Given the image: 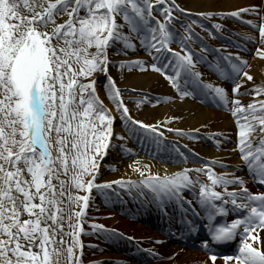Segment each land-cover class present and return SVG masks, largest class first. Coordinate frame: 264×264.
I'll return each instance as SVG.
<instances>
[{"label": "snow or ice", "instance_id": "obj_1", "mask_svg": "<svg viewBox=\"0 0 264 264\" xmlns=\"http://www.w3.org/2000/svg\"><path fill=\"white\" fill-rule=\"evenodd\" d=\"M256 8L253 5L229 14L260 15ZM174 10L188 11L176 0H0V264H83L80 236L92 190L103 192L113 184L129 191L138 189L161 208L175 202L185 214L191 210L199 215L192 200L183 195L190 191L209 221L217 214L236 213L229 223L209 227L211 241L229 242L239 235L237 251L224 260L264 264V250L253 243L260 241L264 229V191H250L246 180L234 172L217 173L203 163L161 176L134 161L130 167L141 179L121 177L96 183L100 161L113 147L112 138L125 139L113 131V111L120 114L130 135L142 143L155 142L157 147L161 143L159 128L131 116L122 90L108 72V49L115 46L124 54L125 49H135L138 41L157 63L136 58L120 61V67H151L164 72L177 87L183 79L191 91H183L181 96H211L227 108L236 121L241 161L251 178L264 185V85L242 90L243 80L236 81L241 74L253 79L245 70L250 65L231 53L211 67L233 80V95L219 84L203 81L196 64L207 62L202 53L216 49H209L194 31L196 21L182 22L183 31L177 30L172 23ZM246 23L258 27L264 42V17L258 25L252 20ZM197 42L200 52L192 47ZM256 55L264 57V49L258 48ZM169 68L171 75L165 71ZM97 72L105 74V94L113 108L97 91ZM241 95L253 98L242 101ZM176 151L186 162L188 157ZM211 164L236 167L214 158ZM193 172L204 173L207 182L191 175ZM92 228L104 230L95 223ZM195 228L193 221H187L188 231ZM114 231L107 233L111 236ZM202 244L215 262L210 242Z\"/></svg>", "mask_w": 264, "mask_h": 264}, {"label": "bare ground", "instance_id": "obj_2", "mask_svg": "<svg viewBox=\"0 0 264 264\" xmlns=\"http://www.w3.org/2000/svg\"><path fill=\"white\" fill-rule=\"evenodd\" d=\"M176 3L180 5L182 9L188 10L187 12H180L174 10L176 17L173 20L174 26H180L182 22H190V13H196L199 15L201 12H213L223 13V15H213L210 17L213 25L220 24L222 27L217 29L220 35H210L211 29H201L200 24L197 22L192 25L193 29H197V32L203 36L204 43L207 44L209 49H213L207 42L212 41L211 38H215L218 41H214L216 44L220 42L221 48L226 51L227 54H238L239 58L247 61L250 67H246L253 79L248 80L246 77L240 75L239 79L243 80L241 84L242 90H251L253 85H264V57L256 55V51L250 50V53H243L238 49L237 45L230 43L225 36L233 37L236 41H245L246 36H252L256 44L260 49H264V42H261L259 36L258 27L255 31H250L248 26H244L243 20L256 21L253 19V12H241L239 16H232L231 13L234 10L246 8L249 6H257L256 12H264V0H176ZM201 18L207 19L205 16ZM209 23L208 19L204 21ZM182 28V27H181ZM216 29V28H215ZM183 31V29H181ZM198 43V42H197ZM199 44V43H198ZM194 43L193 48L195 51H201V45ZM135 49H125L124 54L117 52L115 46L108 49L111 63L108 67L109 74L116 81L117 86L122 90L121 95L124 98L125 104L129 108L131 116L135 119H139L147 124H153L159 131L163 133L160 137L161 143L158 150L155 142L145 140L143 143L140 139H137L135 135H130L125 129L124 123L121 120V116L118 112L113 111L116 119L114 120L116 125H113V131L121 133L125 139L112 138L113 147L108 149L105 156L110 162L109 167L101 166L99 169V176L103 181H115L118 178H134L140 176V173L134 171L130 165L134 161H139L143 165H147L152 172H158L161 176L165 172H170L175 169L202 166L203 163H209L210 166L217 173L233 172L235 175L245 177L241 174L242 161L240 150L237 147V126L235 118L223 107L219 102L214 99H203L196 96L195 93L190 95L181 96L183 91H191V86H185L183 79L180 81V85L173 86V84L165 78L164 75L150 71L148 67L141 68L139 66H127L120 67V61H129L136 58L142 59L147 63V59H153L152 55L142 56L139 45ZM250 46H252L250 44ZM173 48L178 49V45H173ZM206 53H215V51H208ZM223 56H220V58ZM163 57H161L162 59ZM233 59V58H232ZM236 62H239L237 56L234 57ZM219 61V59H218ZM226 63V62H225ZM199 69L200 73L205 76V79L214 81V77L211 71L205 69L202 62L196 64V70ZM104 73L97 74L96 76H103ZM220 76V75H218ZM213 82L224 87L229 96L233 95L231 89L226 85L224 79L218 77ZM100 78V77H99ZM223 80V81H222ZM105 81V80H104ZM104 83H101L99 79L96 80V88L104 100L105 104L109 108H113V104L108 100ZM250 95H241L242 101H248L252 99ZM137 100L141 101L137 104ZM171 118V119H168ZM157 122H159L157 124ZM139 127V126H137ZM174 129L183 130L187 134H178ZM143 135V133H141ZM206 136L209 138L210 143H207ZM133 140H138L139 145H132L131 152H126L125 147L132 144ZM173 145L177 148L183 149L187 154V161L183 162L175 157L167 156L168 145ZM123 145L124 148L119 147ZM155 145V146H154ZM190 151V152H189ZM166 154V156H164ZM190 154V155H189ZM222 161L225 165H235L236 167H221L219 164H211L212 159ZM144 175H148V171L144 172ZM200 178L207 182V176L204 173H197ZM246 180V179H245ZM92 196V195H91ZM89 201V205H91ZM143 205L147 207L148 203L143 201ZM168 205H175L177 208L172 210V214L182 216L183 210L172 202ZM89 207V206H88ZM87 207V208H88ZM187 208V205L184 206ZM86 208V209H87ZM120 206H117L115 210L111 208H103L102 215L104 216L105 226L111 230H115L113 241L118 242L119 245L114 247H106L105 250L92 247L88 248L85 252H82V256L86 260H94L95 264H138L130 261L127 255V249L123 246L120 247V240L126 241L128 245L133 243L132 238L138 239L142 248L157 250L164 256L162 261H153L148 263L139 264H231L224 260H216L215 262L206 261L204 256L198 251H191L187 249H181L179 246L172 245L165 234L161 233L165 228H170L172 225V219H156L163 218L167 213L159 215L152 214L154 220L163 227H148L146 221L148 214L136 215L127 211V213L121 212ZM180 208V210H179ZM197 208H200L197 206ZM153 213V211H152ZM157 228L163 230L159 231ZM260 234V241H254V245L260 246L264 250V231ZM118 240V241H117ZM83 251V250H82ZM129 259V260H128Z\"/></svg>", "mask_w": 264, "mask_h": 264}, {"label": "rangeland", "instance_id": "obj_3", "mask_svg": "<svg viewBox=\"0 0 264 264\" xmlns=\"http://www.w3.org/2000/svg\"><path fill=\"white\" fill-rule=\"evenodd\" d=\"M263 15H264V13H263ZM261 20H262V18H261ZM97 74H100V72H97L95 74V76ZM97 79H99V81L101 83H104L105 82L104 81L105 80V75L98 76V77L96 76V80ZM113 125H116L115 121L113 122ZM100 163L106 164V159L103 158L100 161ZM100 182H101V179L99 177H96V183H100ZM95 193H98V192H96V191L95 192H92L93 195H95ZM99 212H100V210L97 209V207H96L95 204L89 205V207L87 208V210L85 212L86 215H85L84 221L82 223V227L84 229V232L81 233V236H80L81 241H82L84 247H86L88 245H91L93 243H97V241H96V238H97L96 235L98 233V230L97 229H95V230L94 229H90L89 227H92V222L95 223V224H96V222L97 223L101 222L100 221V214H99ZM87 233H91V234H87ZM81 260H82L83 264H89L84 259H81Z\"/></svg>", "mask_w": 264, "mask_h": 264}]
</instances>
